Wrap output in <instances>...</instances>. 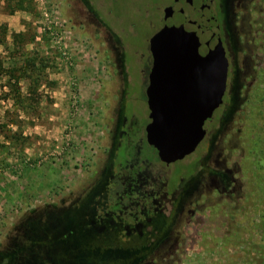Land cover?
<instances>
[{"label": "rangeland", "instance_id": "1", "mask_svg": "<svg viewBox=\"0 0 264 264\" xmlns=\"http://www.w3.org/2000/svg\"><path fill=\"white\" fill-rule=\"evenodd\" d=\"M163 2L0 0V249L40 226L38 264H264V0L225 6L224 104L197 150L163 169L168 203L105 217L125 160L115 94L126 81L144 137Z\"/></svg>", "mask_w": 264, "mask_h": 264}, {"label": "water", "instance_id": "2", "mask_svg": "<svg viewBox=\"0 0 264 264\" xmlns=\"http://www.w3.org/2000/svg\"><path fill=\"white\" fill-rule=\"evenodd\" d=\"M150 51L146 137L169 165L205 139V123L224 102L229 59L221 39L211 43L194 29L182 36L161 29L151 37Z\"/></svg>", "mask_w": 264, "mask_h": 264}, {"label": "flooded vegetation", "instance_id": "3", "mask_svg": "<svg viewBox=\"0 0 264 264\" xmlns=\"http://www.w3.org/2000/svg\"><path fill=\"white\" fill-rule=\"evenodd\" d=\"M163 1L164 2L159 7L160 11L161 9L163 11L162 15L159 16L160 26L159 29L154 32V34L161 29H165L167 32L177 33L178 35L182 36L185 35L190 29H194L197 32H202L206 37L209 38L211 43L221 39L226 51V56L229 59V54L231 52V50L228 49L227 44L229 33L227 32V29L222 26V24H226V20H223L224 18L221 19V15H225V6L228 2H240L242 0ZM165 3L167 5H165ZM215 3H218L219 7L215 13H212V7L215 5ZM150 39L148 41L149 63L144 72L145 76L143 81V101L145 102L147 108L148 102L146 91L149 85V73L153 63V58L150 51ZM230 63L231 62L229 60V67ZM120 64L124 70L126 69L125 72L122 69V73H127L129 66L125 67L126 64L124 63L123 59L120 60ZM125 82L126 81L122 80L121 87L117 89L115 94L117 98V124L120 123L122 127V130L119 132V142L116 147V150L118 151L116 158L118 159L120 152L123 150L125 151V160L123 162L119 161L123 168L121 167L122 171H120L118 176L115 177L117 179L114 183L116 186V197L114 198V202L112 201L113 206L105 214V217L107 218L115 217L120 219L127 215L133 217L136 216V211H139L144 215L145 211L149 210V208L152 209L153 206H157L161 209L163 205L168 203L169 200L165 189L168 187L171 180L164 177L163 169L170 166L171 164L167 165L166 163L162 162L158 156L157 150L147 142L146 126L151 121L149 114L148 123L145 126L144 137L136 138V135L139 133V121L135 117L136 112H125V108H123L125 101L129 100L130 96L129 93L125 91ZM127 82L132 83V81H129L128 78ZM223 104L218 109H220ZM148 113H150L149 108ZM121 118L122 122H120ZM207 123L208 121L205 123V128ZM110 125L112 126L113 124L110 122L109 126ZM148 148L152 150L153 157L148 154ZM157 162L160 163V165H157ZM100 220L103 221V218ZM137 226L139 227V225ZM91 228H96L94 221L91 223ZM102 229H104V227H102L100 230ZM128 234H130V231H128Z\"/></svg>", "mask_w": 264, "mask_h": 264}, {"label": "trees", "instance_id": "4", "mask_svg": "<svg viewBox=\"0 0 264 264\" xmlns=\"http://www.w3.org/2000/svg\"><path fill=\"white\" fill-rule=\"evenodd\" d=\"M34 227L35 226H32L29 229V232H32L31 235L27 230L28 233L24 242L18 244L17 246H14L11 243L9 245L5 244L0 249V264H38V262L40 263V259L37 258L36 254L37 249L34 247V245L36 240H39V237L41 235H44L46 231L43 227L36 226L37 230L34 229ZM98 251L99 249L97 250V253L101 255L100 257H103L104 259L106 255L101 253V251Z\"/></svg>", "mask_w": 264, "mask_h": 264}]
</instances>
